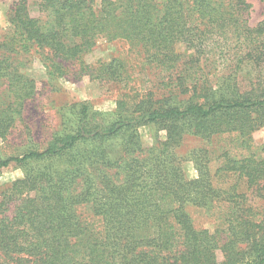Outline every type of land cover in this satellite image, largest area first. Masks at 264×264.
<instances>
[{"label":"trees","instance_id":"trees-1","mask_svg":"<svg viewBox=\"0 0 264 264\" xmlns=\"http://www.w3.org/2000/svg\"><path fill=\"white\" fill-rule=\"evenodd\" d=\"M250 9L247 0H38L37 18L28 0L16 4L13 41L37 51L49 76L79 63L126 93L116 120L67 104L77 122L64 136L0 161V171L42 165L0 190V264H264V145L252 138L264 126V21L251 26ZM99 40L130 47L85 64ZM133 48L156 92L132 94ZM0 50L3 139L36 85L18 70L23 57L4 42ZM221 52L228 64L214 87L202 61ZM149 124L166 140L147 148L138 130ZM185 134L225 142L192 153L196 179L175 152ZM190 207L216 214L215 229L198 228Z\"/></svg>","mask_w":264,"mask_h":264},{"label":"rangeland","instance_id":"rangeland-1","mask_svg":"<svg viewBox=\"0 0 264 264\" xmlns=\"http://www.w3.org/2000/svg\"><path fill=\"white\" fill-rule=\"evenodd\" d=\"M19 1L0 0V42H4L9 51L15 50L13 55L16 54L17 58L23 57V63L20 64L18 70L35 81L36 95L27 103L22 121L17 123L16 128L9 136L0 139V161L9 157L21 156L31 149H42L57 138L64 136L77 122L76 117L69 110L61 111V107L67 104H87L93 113H98L97 119L104 123L116 120L118 117L116 99L122 93H126V90H122L120 85L103 84L92 80L89 75L81 74L79 63L71 64L64 77L54 78L49 76L46 66L37 51L31 47L23 48V46H19V41H13L15 32L14 9ZM247 1L251 5L248 14L249 24L255 26L264 21V0ZM28 8L33 17H40L38 0H28ZM10 39H12L11 43L13 44H8ZM129 47L123 41L108 42L99 40L92 51L84 55L83 61L87 65L110 62L123 55L122 51ZM177 49L187 56L194 54V51L188 50L184 44L178 45ZM2 52L3 50H0V53ZM138 52L139 49L133 48L125 54V58L134 66L132 84L136 92H132V94L140 93L143 95L150 91L156 92L154 87L158 81L155 77L150 78L147 75L146 69L141 64L143 55ZM22 54L24 55L21 56ZM207 58L208 56L203 58L202 61L208 75L206 79L216 87L219 76L214 77V75H220V72L225 69L228 64V56L221 52L214 61H206ZM1 87H3L2 90H6L4 89L6 86ZM6 93H2L1 99L7 96L8 93ZM138 133L141 143L147 148L156 147L158 143L166 140V131L153 124L140 127ZM252 138L255 146L264 145V126L255 131ZM118 143L119 141L115 142V144ZM224 143V138L221 137L212 139V141H205L192 134H185L175 152L183 160L182 166L186 176L189 179L198 177V172L192 161L194 151L204 147L208 148V146L214 148L217 144L224 145ZM39 164L31 163L27 166L12 164L2 169L0 171V190L12 182L24 178L29 169H40L42 165ZM258 202L264 204V200ZM189 211L198 228L215 229L218 217L216 214L213 212L208 213L204 209L196 207H190ZM218 257L219 260H222L220 253Z\"/></svg>","mask_w":264,"mask_h":264}]
</instances>
